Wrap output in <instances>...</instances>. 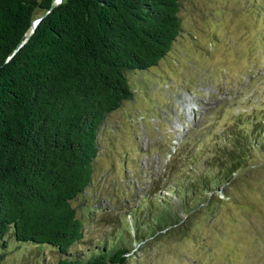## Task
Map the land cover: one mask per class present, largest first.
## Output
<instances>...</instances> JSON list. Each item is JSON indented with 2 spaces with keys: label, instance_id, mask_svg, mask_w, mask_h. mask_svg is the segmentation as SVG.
Returning <instances> with one entry per match:
<instances>
[{
  "label": "trees",
  "instance_id": "16d2710c",
  "mask_svg": "<svg viewBox=\"0 0 264 264\" xmlns=\"http://www.w3.org/2000/svg\"><path fill=\"white\" fill-rule=\"evenodd\" d=\"M180 5L0 0V245L7 246L8 237L49 245L59 253L54 264H126L132 247L125 238L143 234L142 226L152 237L186 229L196 200L215 215L213 204L223 201L218 187L234 181L253 149H264V116H234L218 135L221 145L210 161L218 169L214 175L177 177L172 166L181 156L172 155L159 189L175 193L181 211L151 198L157 211L150 207L139 218L135 210V233H113L86 253L71 250L84 236L85 221L73 201L93 180L98 130L131 97L129 72L157 65L171 49L181 32ZM37 10L42 13L35 16Z\"/></svg>",
  "mask_w": 264,
  "mask_h": 264
},
{
  "label": "rangeland",
  "instance_id": "374dc122",
  "mask_svg": "<svg viewBox=\"0 0 264 264\" xmlns=\"http://www.w3.org/2000/svg\"><path fill=\"white\" fill-rule=\"evenodd\" d=\"M179 16L171 49L157 65L129 72L131 97L98 130L93 180L73 201L85 221L73 252L86 253L128 228L135 233V210L139 218L150 207L157 211L151 198L181 211L176 194L159 189L172 155L181 156L172 166L177 177L214 175L218 135L234 116H264V0H181ZM246 164L230 185L218 187L223 201L213 204L215 215L196 200L186 229L152 237L142 226L143 234L126 236V264H264V149H253ZM7 239L0 264L58 260L49 245Z\"/></svg>",
  "mask_w": 264,
  "mask_h": 264
},
{
  "label": "water",
  "instance_id": "95a60500",
  "mask_svg": "<svg viewBox=\"0 0 264 264\" xmlns=\"http://www.w3.org/2000/svg\"><path fill=\"white\" fill-rule=\"evenodd\" d=\"M60 1H61V0H53V3H58V2H60ZM41 17H42V16H39V17H36L35 19H33L32 24H31V32L34 31V29H35L37 23L39 22V20L41 19ZM29 35H30V33L27 34L25 38H28Z\"/></svg>",
  "mask_w": 264,
  "mask_h": 264
},
{
  "label": "bare ground",
  "instance_id": "6f19581e",
  "mask_svg": "<svg viewBox=\"0 0 264 264\" xmlns=\"http://www.w3.org/2000/svg\"><path fill=\"white\" fill-rule=\"evenodd\" d=\"M181 129V128H180Z\"/></svg>",
  "mask_w": 264,
  "mask_h": 264
}]
</instances>
